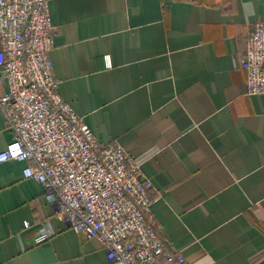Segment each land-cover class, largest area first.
<instances>
[{
	"label": "crops",
	"instance_id": "crops-1",
	"mask_svg": "<svg viewBox=\"0 0 264 264\" xmlns=\"http://www.w3.org/2000/svg\"><path fill=\"white\" fill-rule=\"evenodd\" d=\"M49 13L59 94L159 193L154 227L185 258L164 264L262 261L264 94L237 63L264 0H49ZM12 140L0 110V151ZM24 165L0 162V264H108Z\"/></svg>",
	"mask_w": 264,
	"mask_h": 264
},
{
	"label": "built area",
	"instance_id": "built-area-1",
	"mask_svg": "<svg viewBox=\"0 0 264 264\" xmlns=\"http://www.w3.org/2000/svg\"><path fill=\"white\" fill-rule=\"evenodd\" d=\"M53 35L49 0H0V110L13 135L0 162L23 161L24 178L43 185L65 226L102 243L108 264L184 263L154 227L159 193L140 163L120 144L99 142L59 94ZM237 65L247 94H264V18Z\"/></svg>",
	"mask_w": 264,
	"mask_h": 264
},
{
	"label": "water",
	"instance_id": "water-1",
	"mask_svg": "<svg viewBox=\"0 0 264 264\" xmlns=\"http://www.w3.org/2000/svg\"><path fill=\"white\" fill-rule=\"evenodd\" d=\"M264 263V259L262 261H260L258 264H263Z\"/></svg>",
	"mask_w": 264,
	"mask_h": 264
}]
</instances>
